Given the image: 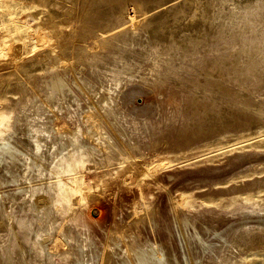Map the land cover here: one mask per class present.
I'll use <instances>...</instances> for the list:
<instances>
[{
    "label": "bare ground",
    "instance_id": "6f19581e",
    "mask_svg": "<svg viewBox=\"0 0 264 264\" xmlns=\"http://www.w3.org/2000/svg\"><path fill=\"white\" fill-rule=\"evenodd\" d=\"M29 1H31V3L33 2L36 7H39L41 9V10H39V12H37L38 13L37 14V18H38L37 25H38V30L41 29L39 27H42L44 29V31H43L44 35L39 36L41 38V40L44 42V44H46L47 42L49 43V46L51 43L57 44L58 48L57 47L56 48L58 50H61V51L63 49V50H65L64 52H66L68 50V48L70 50L71 43H73L74 39H76L77 35L79 34L78 31L77 32L74 31L76 26L74 28H71V25L69 24V21H71V20L67 21L69 15H71L70 17H72V15H74L76 13L75 9L71 8L72 3H68L69 5H67L64 2V0H29ZM170 1L171 0H85L84 1L85 7H82L83 9L78 11L80 14H77V15H79V16L81 15L84 20L90 19V22L88 21V27H87L88 29L87 30H84V29L81 30V31H83V33L80 34V36H79L82 38V41L85 39L84 42L88 48L86 51L87 53L85 51H82V53L85 52L84 55L88 54V52H89L88 50H90V48L94 49V46L95 47L98 46L97 47L98 53H102L104 57L102 56V59H100L98 57L99 54H96V51L94 49L93 52H95V53L90 52L91 56L94 55V56H92L93 58L85 55L86 58L87 57L89 58V60H90V61L88 60L89 63L86 61V59H85V61L87 63H85L82 60L85 64V66L87 64L90 65L87 67L90 68L89 71L92 73V77L94 79L85 75L82 78H80V81H78V83H69L63 76L61 77L60 74L59 75L53 74V75L49 76L51 73H53V72H50L49 75L47 74L48 76L45 73L43 74V75H46L47 78H44V77L39 78L38 77V79H41L39 83L30 84L31 86L28 84L31 89L29 87H26V88H29L32 93L34 92V90L36 91L35 94L33 93L34 95H31L30 92L28 93V90L24 89L23 93L25 94V91H26L28 94V97H26L27 100L25 99L26 102L23 104L24 107H21V108H23V111L21 112L20 117L18 116L19 118H17L15 116L17 118V121H16L17 125H16L15 130L13 129L14 133L13 134L12 133L6 134L7 133L6 132L4 135H2V137H0V167L2 168V171L5 173L3 177L6 178L7 182H15V181H18L19 179L25 178V177L26 178H32L33 175H37V176L41 175L42 176V175H44L45 172L48 174L50 172H52V173L58 172L59 168L63 169V167L65 166L64 164L68 160V158H66L65 151L67 148H70L71 149L70 152H72L70 156L77 163L80 170L78 171L77 174H74L71 176L70 175L66 176L65 180L69 182V185L73 189L74 194L77 193L76 195L79 196V199L77 201L78 206H79L78 209L79 208L81 209L82 206H84L83 204H84L85 200L87 199L86 195L90 191L97 189V188L101 192V193L100 192L99 193H100V195H102V197H101V198H103L102 201L105 202V204H103V205H106V207H107L106 212H108V214L110 216H112L113 218L117 212H121L120 210L117 211V209H118V207L120 208L121 206H123L124 199H126L127 202L129 199L134 201V202H131V203H134L133 205L131 204L132 210L134 212L133 214L135 215V217H133L134 218L133 220H130L129 223L127 222V223L123 224V222L120 223V222L116 221L117 215L115 216L116 220H114L112 218L113 219L112 223L114 224L112 226H115L114 227L115 232L122 235V239H123V238H125V237H123L124 234H126L130 230L131 225L134 228L135 227L137 228L139 224H141L143 221L145 222V219L148 215H151L150 217L153 216L152 218L155 219L154 218L155 214H153L154 213L153 211H155L157 209H155V210L153 209V208H155L153 206H155V203H156L154 198L152 197L153 191L154 190L156 191V189H161V188L165 187V186L162 187L163 185L159 182L160 181L159 180V172L163 169L167 170V169L175 168L172 166V163L167 162L168 160L165 161L164 158H167V159L174 158L177 152H179V154L182 155V157L186 156V157H184V159L189 158L188 156L193 151V148H191V146H190L192 141L197 139L198 138L197 136H201V135L204 136L205 132H209L211 130V128L215 125H221L222 124V125H231L234 127V125L229 124V123H231L232 121H234L236 119L238 121L242 122L243 124H244V122H245V124H246V122L248 123L249 120H250L249 122H252L255 120H257V121L258 120H260V121L264 120V106L258 105L260 101H258V104H257V99L254 97H251L248 94L249 91L251 93H259V95L264 94V0H247V1L241 0L238 2L239 3L238 8L230 6L229 3L232 0H206V2L204 3V9L200 10L203 13H201L199 11V13L202 14L201 18L203 17L202 20H204V21L202 22L203 24L201 26L200 25L197 26L199 28L196 29L197 33L195 35L188 33L189 32L188 27L185 25L186 16L188 14L191 15L193 9L195 8L193 0H178V2H175V3H172L169 5ZM198 4H202V3H198ZM129 5H133V7H134L133 13L134 14H132V16H131V15H129L130 14V12H129V14H128L129 18L126 20L124 18V15H125L126 11L128 12V9H130V8L125 7V8H128L125 10L123 8V6H129ZM198 7H199V5H198ZM122 8L124 9L123 11H125L124 15L123 14L118 15V12L120 10L122 12ZM199 9H200V7H199ZM77 10H79V9H77ZM193 12H196V11H193ZM195 14L196 13H194L193 15L196 17ZM196 18L199 19L200 16H198ZM86 20H85V22H86ZM74 21H76V20H74ZM70 23H72V22H70ZM92 23L95 24V27L93 26L94 25L93 24L92 28L89 29V27H90L89 24H92ZM79 24H80V22H79ZM102 24H105L103 26V28L101 27ZM127 24H129V25H127ZM198 24H199V22H198ZM83 27H84V25L81 28H83ZM81 28H79V29H81ZM36 29H37V27L35 28V30ZM173 29L175 31L177 30L178 33L175 34ZM194 31H195V29H194ZM41 32L42 31L40 30L39 33H41ZM190 32H192V31L190 30ZM136 33H138V35ZM144 34L150 36V43H151V44L142 48L144 55L147 56V55H149L148 52H150V54L152 56L153 55L152 50H154L155 53H158V54H157V57L154 58L153 64H151L150 67L148 68L149 72L147 74H144V76H143L140 73L141 62H139L135 57V55H136L135 46L137 44L138 45L142 44L141 41L143 39L142 36ZM34 36H35V34H34ZM87 37H92V40H88L89 38L87 39ZM35 38H37V36ZM206 38L210 39L211 41L214 40L213 44L215 41L217 42L216 43L217 46L215 44L214 45L217 47L218 53L217 52L215 53L216 54L215 57L209 63L214 64L212 66L216 67V68L214 67L216 70L214 68L213 69L218 72L217 75H220V76L222 75L224 79H226V80L228 79L229 82L231 81L230 84L233 82L234 85L236 84L237 86H239V88L237 90L235 89V92L233 91L234 94L232 96H229L230 99H228L229 98L228 96L226 98V95H228V94L224 93V91H229V90H223V89H225L224 85L222 84V82L217 81L216 79L213 78V77L216 78L218 76H216V74H214L212 72V70L209 69L210 67L209 68L207 67L208 65L205 67H207L209 70H211V73L214 74L213 77H212L213 74L210 75V72H208V70L206 71L207 72L206 76L204 78L202 77L203 78L202 81H201V79L193 77V74L190 73L191 75H189L186 73L187 75H189V76H187V75L186 76L188 78H191L189 80H191V82H192V84H191L192 88L188 87V89L185 90V88L183 87L184 88V90H183V88L180 87V89L182 90L181 92H183V94L181 96L182 99H180L181 97L180 98L178 97L180 100L178 98L177 99L179 101L182 100L183 102L186 99L185 100L186 103L182 102L183 104H186V105H189L190 103H193V104L196 103L195 105H199V106L201 105L200 107H202V113L204 114V117H203L204 123L202 121H200L201 119L198 120L196 117V119L199 122L198 123L192 117V120L196 121L199 127L197 126L198 131L195 129L197 132L192 133V134L190 133L191 135L188 138H186L188 135L186 137H184L186 134L182 133L181 130H180V134L179 135L177 134L176 139H174V140L171 137L173 133L172 134L168 133L170 135V137H169V135L165 136V137H169V140H170L169 144H168V142H166V144H168L167 146L169 149V150L167 149L169 151L167 153L168 154L167 157L165 156L166 153L164 154V149L162 151H159L158 153H155L154 156L153 155L149 156L148 152H146V148L148 146L147 143H146L147 146L145 145L146 148L142 147L140 149H139V147L137 149H135L134 147H132L130 145L128 146L130 148H128L126 145L127 149H124V151H121L122 153L119 151L117 152L116 150H114L110 146L111 145L110 141L112 139V135H111L112 133H111L110 129H112L116 135H117V133H121L123 135L124 134L125 135L130 134V136H131V134H133L134 136L132 135V137L140 138L139 136H137L138 132H136L137 130L139 131V129L137 127L138 123L136 124L135 123L136 121H134V120H132V121H134V122H132L133 123L132 130H130L129 132L124 131V124L126 123L128 118H126L127 116L125 117L123 115V113H122L123 110H121L122 108H120L119 104H115L113 102L115 97L112 98V94H110L111 98L113 99L112 101L110 100L111 98L109 99V95L104 96L102 99L99 96L101 101H103V100L105 102L107 101L108 105H109L107 107L106 103H104L106 107L102 106L103 113H101V115L98 114L99 113L98 108H97L98 113H95L92 111L87 112V113H81V114H83L82 115L83 117L81 116V118H83L84 122H91L90 124H93V126L91 125L92 128L96 129L95 131H90V130H87V131L83 130L82 131V129L77 130L76 127H75L76 130L73 128H70V125L68 124V122H66L67 119L64 121L61 118H55L56 115H53V117L55 116L54 117L55 120L52 119L50 115H49L50 117L45 116V120L41 119L48 111L50 113V111H52V109L54 110V108H60L63 106V104H67V101L73 99L74 90H73L72 84H74V86H76L79 89V91L83 92V94L84 95L86 94V96H87L91 93L95 94L98 92V89L95 86V81H97V80H100L102 84H104V83L110 84L111 83V85L113 84V85H116L117 87L118 86L120 87L122 82H126L127 79L131 80L130 82H132V79L135 77L136 78H144L148 82L154 83L155 86H156V84H158V85L160 84V86H162V87L166 86V81H167V79H170V78L171 79L172 78L178 79L179 83H182V84L186 81L189 82L187 80L188 78L186 79V77L184 76L185 72L180 71V69H184L187 71V68L191 69L193 67V65L196 62H194V64L191 67L190 66L191 64L189 63L188 59L192 57L191 55L194 52H197L199 54L198 51H195V49H196L195 47L197 45L196 43L200 44V42L201 43L206 42L207 41V40H205ZM195 40L197 41L196 43L194 42ZM208 42H209V40H208ZM208 42L206 44H208ZM25 43H26V41L24 42V48H22V50H20L18 52L19 55H22V56L24 54L28 55L27 54V45ZM48 43L46 45H48ZM4 44H6V42L2 39V33H0V52H2L1 46H3ZM193 44L195 45L194 52L189 53L192 51H190L191 49L190 50H188V49ZM43 45H41V46H43ZM74 45H75V42H74ZM82 45H84V44H82ZM203 45H204V43H203ZM72 46H73V44H72ZM44 47H46V46H44ZM76 47H75V49H76ZM110 47H112L113 50ZM81 48H85V47H81ZM54 49H55V47H54ZM6 50H8V49H6ZM43 51H44V48H43ZM46 51H47V49H46ZM56 54H58V52ZM71 54H68V56H71ZM73 54H74V52H73ZM75 54H77V53H75ZM202 54H203V52H202ZM40 55H41V53H40ZM59 55H60V53H59ZM81 55H83V54H81ZM107 55H109V57H105ZM195 56H196V54H195ZM56 57H57V55H56ZM177 57H179V59H180V64L175 65V63L173 62V58H177ZM193 57H194V54H193ZM64 58H66V57L64 56ZM81 58H82V56H81ZM15 59H16V62L20 61L18 58H15ZM32 60H34V59L32 58ZM37 60L38 59H36V61ZM57 60H59V58ZM60 60H61V58H60ZM45 61H46V59H45ZM50 61H51V59H50ZM67 61L70 62L69 59H67ZM63 62H64V60H63ZM75 62L77 63V61H75ZM191 62H193V60H191ZM204 62L207 63V61H204ZM45 63L46 62H44V64ZM57 63H59V61ZM16 64H19V63H16ZM71 65L74 66L73 64H71ZM67 66L69 67L70 65H68V63H67ZM53 68H54L53 66L46 65L45 68H43V70L48 71L49 69L51 70ZM73 68H72V70H73ZM26 69L27 68H25V65H23V64L18 65V70L20 72L28 71ZM195 70H197V68H195L194 71ZM16 71H17V68H16ZM197 71H195L196 76L199 77V75L197 74ZM20 72H19V74H20ZM60 72H62V71H60ZM11 73H13V72H11ZM19 74H17V75H19ZM12 75H15V74L13 73ZM25 75H26V73H25ZM27 75H29V74L27 73ZM13 77H15V76H13ZM79 77H78V79H79ZM74 78H76V77H74ZM200 78H201V75H200ZM35 81H37V79ZM224 82H225V80H224ZM132 83H130V84H132ZM226 83H227V81H226ZM168 84L169 83L167 81V85ZM187 84H190V83H187ZM176 85H178V84H176ZM200 86H201V88H202V86L203 87L207 86L206 87L207 90H204V91L202 90L204 92V94H202L203 96H200L198 94H197L198 96H195L196 93H194L195 92L194 90H196V92H197V90L200 88ZM35 87H37L39 90L38 89L36 90ZM135 87L133 88L134 90H135ZM172 87H174V86H172ZM185 87H186V84H185ZM159 88H161V87H159ZM168 88H170V87H168ZM171 88H170V90H171ZM175 88H174V90H176ZM229 89H230V87H229ZM172 90H173V88H172ZM166 91H167V88L165 89V92ZM221 91H223V95L221 94L222 93ZM131 92L133 94L132 89H131ZM165 92H163V93H165ZM128 93H127V95H128ZM156 93H158V92H156ZM172 93H174V92L172 91ZM135 94H138V93H135ZM169 94H170V91H169ZM169 94L167 92V94H165V95H169ZM130 95H128V96H130ZM180 95H181V93L178 96H180ZM191 95H192V97H191ZM224 95H225V97H223ZM142 96H144V95H142ZM91 97H94V96H91ZM91 97H90V99H92ZM150 97H153V95ZM169 97H170V95H169ZM124 98H126V97L124 96ZM126 100L128 101V99H126ZM115 101H116V99H115ZM129 101H130V99H129ZM131 101H134V100H131ZM136 101H135V103H136ZM170 101H172V100L170 99ZM175 101L179 102L177 100H175ZM175 101L173 100V103H176ZM94 102H95V100H94ZM99 102H98V107H100V103H101V102L100 103ZM149 103H151V102H149ZM179 103H181V102H179ZM179 103H178V105L180 106L181 104H179ZM224 103L228 104V105L231 104L229 106L230 107L234 106L235 111L238 110L239 112L236 111L235 115H233L234 113L232 115H228L227 113L223 112L224 111V109H223ZM123 104H125V102ZM138 104H139V102H138ZM145 104L146 103H144V106H146ZM101 105H103V104H101ZM148 105L149 104L147 103V106ZM203 105H204V107H203ZM122 106L124 108V105H122ZM137 106L135 108H137ZM149 106H148V109H149ZM176 106H175V108H178V110H175V111H180V108L178 106L177 107ZM181 106H183V105H181ZM94 107L95 106H93V108ZM191 107H193V106H191ZM200 107H197V108H200ZM46 108H47V110H46ZM139 108L142 109L141 107H139ZM145 109H147V108H145ZM230 109H232V108H229L228 110H230ZM91 110H93V109H91ZM131 110L134 111L133 109H131ZM147 110H146V112L145 111L144 112L149 113V112H147ZM94 111H96V109ZM138 111H140V110H138ZM142 111H143V109H142ZM183 111H185V110H183ZM240 111H242V112H240ZM84 112H86V111H84ZM144 112H143V114H144ZM181 112H182V110H181ZM133 113L135 114L136 112H133ZM177 113L180 114V112H177ZM191 113L193 115L194 112L191 111ZM249 113H251L250 114L251 116H248ZM54 114H55V112H54ZM129 114H130V112H129ZM175 114L176 113L173 112V116L164 115V117H162V119L160 121L158 119H156V121L158 120L159 123L163 124L164 126L169 125L174 120ZM126 115H127V113H126ZM137 115H139V114L137 113L136 116ZM184 115L187 116V114H184ZM192 115L189 114V116H192ZM72 116H74V115H72ZM145 116H146V114H145ZM180 116H182V115H180ZM195 116H198V115L196 114ZM154 117H151V118L148 117L146 119L149 120V118H150V121H151V119ZM200 117H201V115H200ZM135 119H137V118L135 117ZM183 119H185V118H183ZM14 120H16V119H14ZM72 120H74V119L72 118ZM192 120L190 119V124H191ZM152 121H153V119H152ZM187 121L189 122V120H187ZM153 122H151V123H153ZM182 122L180 123V126L182 125ZM185 122H183V128H184ZM201 122H202V124H201ZM77 123H79L78 120H77ZM105 123L107 125H105ZM83 124H85V123H83ZM108 124L111 125L110 129L108 128L109 130L106 129L107 131H109V134H108V132L105 133V131H106L105 126L107 127ZM177 124H178V121H177ZM197 124H195V125H197ZM252 124H253V122H252ZM13 125H15V124H13ZM79 125H81V124H79ZM155 125L156 124H154L153 126H155ZM163 125H162V127H163ZM71 126H72V124H71ZM185 126L188 127L186 124H185ZM231 126H230V128H231ZM238 126H240V125H238ZM162 127H160V128H162ZM175 127H176V125H175ZM242 127H244V126H242ZM11 128H12V126H10L9 129H11ZM92 128H91V130H92ZM183 128H181V129H183ZM127 129H125V130L127 131ZM163 129H162V131H164ZM168 129L170 130V127H168ZM190 129H192V126ZM190 129L188 131H190ZM224 129L226 130V128H224ZM157 130H159V129H157ZM174 130H176V129H174ZM159 131H158V133H159ZM236 131H237V129H236ZM10 132H12V131H10ZM168 132H170V131H168ZM173 132H175V131H173ZM176 132H178V131L176 130ZM221 133H222V131H221ZM93 134L98 135L99 141H97L96 143H94L95 141L93 139H91V136ZM121 134H120V137H121ZM159 134L162 135V132ZM159 134H157V135H159ZM17 135H21V136H19L17 138V140H15L14 136H17ZM165 135H167V134H165ZM163 136H164V134H163ZM173 136H175V135H173ZM177 136L179 138H177ZM208 136H210V135H208ZM128 137H129V135H128ZM132 137L129 138V140L130 139L132 140ZM155 137L157 138V136H155ZM202 137H200V138H202ZM85 138H88L89 140L91 139L90 140L91 142L90 141L89 142L91 143L92 146L91 145L86 146L87 143H85ZM125 138H126V136H125ZM165 139H167V138H165ZM171 139L173 141H171ZM159 140H156V141H159ZM50 141L54 147V149H53L54 151L50 152V154L48 156L46 154V152L43 150V146L45 144H49ZM118 141H119V139H118ZM122 141H124V140H122ZM132 142H126V143L129 144ZM134 142L137 146V143L139 144L140 141L137 139V143H136V141H134ZM216 142H214V143H216ZM120 143H121V141H120ZM164 143H165V141H164ZM123 145H125V143ZM141 145H143V144H141ZM141 145L139 144L140 147H141ZM117 146H119V142H118ZM151 146H148V147H151ZM201 147H203V146H201ZM96 149H97V151L102 153V156L98 160H96V162H94L93 161L94 159H92V161L94 162L95 165L94 164L91 165L90 163H87V162L91 161V159H89L90 156L95 157L94 153H95ZM133 149H135V150H133ZM147 150H148V148H147ZM150 150H152V149L150 148ZM199 151H201V150H199ZM221 152H223V151H221ZM199 153L200 152H197V154H199ZM192 154H194V153H192ZM206 154H207V152H206ZM202 156H203V154H202ZM208 157H209V155H208ZM47 158L48 159L50 158V160H49L50 162L47 165L48 167H45L44 164H45V161L48 160ZM198 159H200V158H198ZM191 161H192V159H191ZM201 163L206 164L207 161L202 160ZM223 163H222V165H226ZM191 164H193V163H191ZM173 165H175V164H173ZM188 165H190V164H188ZM216 165H218V164H215L213 170H216L215 169ZM103 166L107 167V169L102 170V171L98 170L100 167H103ZM182 166L178 167V168H186V167L188 168V166H186V165H182ZM205 167L208 168V166H205ZM212 167L213 166H211V168ZM92 168H96V169L92 170ZM187 168H186V170H187ZM199 168H202V167H199ZM218 168H217V170H222L221 168H219V169ZM262 169L264 170V167ZM203 170H205V169H203ZM209 170L211 171V169H209ZM67 171H69V169L64 168L63 172H67ZM193 171H194V169H193ZM197 171L198 170H196V173H197ZM207 171H208V169H207ZM170 172H172V171H170ZM189 172H190V170H189ZM162 174H164V173H162ZM165 174H167V173L165 172ZM198 174H199V172H198ZM165 176H167V175H165ZM165 176L162 175L163 178ZM162 177H160V178H162ZM163 180H165V179H163ZM1 181L4 182V180H1ZM211 182L212 181H210V183ZM213 182H214V180H213ZM213 182L211 184H213ZM223 185H224V183L222 184V186ZM218 188H217V190H218ZM208 189H209V187H208ZM42 191H43V195L38 196L37 194L39 192H42ZM24 194H26V197L22 201L18 202L16 205V208H14V210L11 209L12 211H8L7 206L4 205V202L0 201V264H98V261H100L99 253L96 252V249L93 247V245H91L92 243L90 244V243L85 242L86 244L82 245V243H79L75 238L71 242L67 243V239H68L67 237H69V234L71 231V228L68 227L69 226L68 223H69V221L72 220V214H73V213L71 214L69 212L73 208L70 196L66 195V196L62 197V195L60 193V189L57 186L50 184V185H46L44 187L35 188V189H33V188H28V189L20 188V189H18V191L11 193L8 198L11 201L16 202V200H19V198H21V196H23ZM95 194L97 195V193H95ZM35 195L38 198L34 199L33 197ZM162 195L163 194H161V196ZM95 199H97V198H95ZM75 200H76V198H75ZM63 201L65 203L68 202L67 205L65 204L61 208H59L58 203H63ZM93 201H94V199H93ZM90 202H92V201H90ZM57 204H58V206H57ZM158 205H157V207H158ZM159 206H161V204ZM104 210H105V208H104ZM104 210H102V211H104ZM127 213H128V211H127ZM142 213H144V215H142ZM155 213H156V211H155ZM59 214L63 215L61 218L62 221L60 223L58 222V221H60V215ZM108 214L106 213L105 216L109 217ZM127 215L128 214H126V216ZM156 215H158V214H156ZM93 216H94V214H93ZM130 216H131V213H129V217ZM101 217L103 218L104 215H102ZM107 217H106V219H107ZM15 218H17V221ZM120 218H121V216H120ZM14 219L16 222L12 221ZM99 219H100V217H99ZM122 219H124V218L122 217ZM96 220H97V218L95 219V221ZM110 221H111V219H110ZM120 221H121V219H120ZM153 221H155V220H153ZM58 223H59V225H57ZM104 223H107V222H104ZM152 223L155 224V222H152ZM90 224H91V222H90ZM93 224H94V221H93ZM149 224L150 223H148V225H147V223H146L143 226H145V225L149 226ZM105 225L106 224H104L103 226L105 227ZM157 225H156V227H158ZM140 226L141 225H139V227ZM153 226H154V228H156L155 225H153ZM99 227H101V226H99ZM73 228H75V227H72V229ZM114 228L112 227L113 230H114ZM141 230H143V229H141ZM73 232H75V231H73ZM96 232H98V231H96ZM107 232H109V231H107ZM107 232L105 235L106 237H107ZM99 233H101V232L99 231ZM116 233H115V235H116ZM43 234L47 235V238L45 239L47 241H49V239L51 237H53V240L51 243L52 246L50 248L46 244V241L43 238L41 239ZM103 234H105V233H103ZM118 234H117V236H118ZM112 235H114V234H112ZM139 235H140V233H139ZM39 236H41V237H39ZM63 236L66 238V240L63 239L64 238ZM128 236H130V235H128ZM217 236H219V234ZM114 237H116V236H114ZM139 237H141V235ZM109 238H110V236H109ZM219 238H222V236H219ZM227 239L228 238H226V237L224 238L223 244L226 241L228 242L230 240V239L229 240H227ZM69 240H71V239H69ZM111 240H112V244H113V242L115 243V241H113V239H112V236H111ZM128 240H130V238L127 239V241ZM134 240H136V239H134ZM84 241H85V239H84ZM123 241H124V239H123ZM137 241H139V240H137ZM141 241H142V239H141ZM140 242H137L138 245ZM219 242H221V241L219 240ZM107 243H108V241H107ZM105 244H104V248L106 246ZM221 244L222 243H220L219 249H221V250L222 249L223 250L228 249L226 247V245H225V248H222ZM85 245H88V247H89V249L87 251L85 249H83V247ZM134 245H135V243L133 244V246ZM129 246H130V243H129ZM146 246H150V245L149 244L147 245V243H146ZM200 246H201V244H200ZM207 246L209 247V245H207ZM86 247L87 246H85V248ZM111 247L115 248V246H111V244H110V246L108 248H111ZM118 248H119V246H118ZM203 248L205 249V247H203ZM100 249H102V248H100ZM116 249H117V246H116ZM128 249L131 251V249H134V248L132 247L131 249L130 248H128ZM212 249H214V248H212ZM212 249H211V251H212ZM109 250H112V249H109ZM53 251L56 253L59 252V253H61V255H63L60 258V262H56L54 260ZM130 251H128V253ZM202 251H203V249H202ZM217 251L215 250V252H217ZM107 252H109V251H107ZM208 252L209 251H207V253ZM100 253H101V251H100ZM109 253L107 255L110 256ZM130 253L133 254V251ZM140 253H142V252H140ZM124 254L126 255L125 252H124ZM145 254H146V256H145L146 260L143 258H140L141 260L139 261L138 260L139 258L138 259L136 258L137 261L140 262V264H147V263H145V261H147V259L149 261V264H172V262H170L168 260V258L163 255V253L161 254L162 256H159L160 251L156 250L154 248L149 249L148 252H145ZM101 256H102L103 260L101 261V263L99 262L100 264H111L109 262V260H110L109 258H108L109 259L108 260L107 258H105V256L104 257H103V255H101ZM115 256H116V254H115ZM127 256H124V258ZM139 256L140 255H138V257ZM207 256H208V254H206V257ZM55 257H57V256L55 255ZM57 258H59V257H57ZM128 258L129 257H127L126 259L123 260V262H120V263L121 264H129L128 260H127ZM133 259L131 261L132 263H133ZM176 260H177V258H176ZM134 261H135V259H134ZM131 262H130V264H132ZM116 263H117V261H116ZM133 264H136V262H134Z\"/></svg>",
    "mask_w": 264,
    "mask_h": 264
},
{
    "label": "rangeland",
    "instance_id": "374dc122",
    "mask_svg": "<svg viewBox=\"0 0 264 264\" xmlns=\"http://www.w3.org/2000/svg\"><path fill=\"white\" fill-rule=\"evenodd\" d=\"M84 1L85 0H64V2L67 5H69L68 3H72L71 8H74L76 11V13L74 15H72V17H70L71 15H69L67 21L71 20V21H69L71 28H74L76 26L75 30L74 29L73 30L75 32L78 31V33H79L77 35V38L74 39L73 43H71L70 50L68 48V50L66 49L67 51L64 52L65 50H63V49H62V51L57 49L58 48L57 44L51 43L50 46H49L48 42H47L48 45H46L47 43L44 44V42L39 37V36L44 35L43 34L44 29L42 27H39L41 29L38 30V25H37V22H38V18H37L38 13L37 12H39V10H41V9L39 7H36L33 2L31 3V1H29V0H0V33H2V39L6 42V44L1 46L2 52H0V137H2V135H4L6 132H7L6 134H8V133L13 134L14 133V130H15L16 125H17L16 124L17 118L20 117L21 112L23 111V108H21V107H24L23 104L27 100L26 97H28L27 92L25 91V94H24L23 91H24V89L28 90V93L30 92L31 95H34L36 91L34 90V92H33L34 94L31 92V90H30L31 85L30 84L39 83L41 79H38V77L39 78H41V77L47 78V76L50 74V72H53L49 76H51L53 74H58V75L60 74V76L61 77L63 76L69 83H78V81H80V78H82L85 75L90 77V78H93L92 73L89 71L90 68L87 67L90 65L87 64L85 66V64H84V62L89 63V61H90L88 57L87 58L85 57V55L89 56V57L94 56V55L91 56V53H95V52H93L94 49L96 51V54H99L98 57L100 59H102L103 54L98 53V50H97L98 46H96V47L94 46V49L90 48L91 51L88 50L89 51L88 54L84 55V53L87 51L88 48L84 42L85 39L82 41V38L79 36H80V34L83 33V31H81V30H83V29L87 30L88 29L87 28L88 27V21L90 22V19H88V20L85 19L87 22L86 23L81 15H80L81 17L79 15H77V14H80L78 11L82 10L83 9L82 7H85ZM239 1H241V0H232L229 4L231 7L238 8V4H239L238 2ZM245 1H247V0H245ZM175 2H178V0H171L169 5L172 3H175ZM193 2H194V6H195L193 11H196V12L192 11L191 15L188 14L185 18L186 21L185 20L184 21H185V25L188 27V31H189L188 33L195 35L197 33L196 29L199 28L197 26L198 25L201 26L203 24L202 22L204 21V20H202L203 17L201 18L202 14H200L199 11L204 9V3L206 2V0H203V1L202 0H193ZM198 3H202V4H198ZM198 5H199L200 9H199ZM125 7H128L130 9L125 8ZM123 8L125 10L128 9V12L126 11L127 14L125 13V11H123L124 10ZM123 8H122V12H121V10L119 11L120 13L118 12V15H122V14L124 15V13H125L124 18L127 20L129 18L128 17L129 15L132 16V14H134L133 13L134 7H133V5H129V6H123ZM77 9H79V10H77ZM129 12H130V14H129ZM194 13H196L195 14L196 17L200 16V18L199 19L196 18L193 15ZM201 13H203V12H201ZM74 20H76V21H74ZM70 22H72V23H70ZM79 22L81 25L79 24ZM198 22H199V24H198ZM93 24L94 23L89 24V26H90L89 29L92 28ZM129 24H127V25H129ZM79 25L81 27L84 25V27L81 28ZM104 25L105 24H102L101 27L103 28ZM35 26L37 27L36 30H35V28H36ZM93 26L95 27V24ZM79 28H81V29H79ZM189 29L192 32H190ZM194 29H195V31H194ZM40 30L42 31L41 33H39ZM173 31L175 34L178 33L177 30L175 31L173 29ZM33 33L35 34V36ZM136 34L138 35V33H136ZM36 36H37V38H35ZM142 38H143L141 41L142 44H140V45L137 44L135 46V53H136L135 57L139 62H141L140 73H141V75L144 76V74H147L149 72L148 68L150 67L151 64H153L154 58L157 57L158 53H155V51L152 50V53H153L152 56H151L150 52H148L149 55L145 56L142 48L151 44L150 43V36L144 34L142 36ZM87 39L92 40V37H87ZM205 40H207V41L202 42V43L200 42V44L196 43L197 41L195 40L194 42L197 44L196 47L193 44L188 49V50L191 49L190 51H192V52L188 51L189 53H193L194 49L196 48L195 51H198L200 54L199 55L197 52H194L193 53L194 57L192 54L191 56L193 58L191 57L192 59L191 58L188 59L189 63L191 64L190 65L191 67L194 64V62H196L193 65L194 68L193 67L191 69L187 68V71L184 69H180V71L185 72L184 76L186 77V79L188 78L187 76L193 74V77L201 79V81H202V79L207 74L206 71L208 70V72H210V75H212L214 73V74H216V76H218L215 78V77H213L214 74L212 75V77L214 79L222 82V84L225 87V89H223V90H229L230 91V92L224 91V93L228 94V95L225 94L226 98H227V96L228 97L232 96L235 92V89L237 90L239 88V86H237L236 84L234 85L233 82L231 83L232 84L231 85L230 84L231 81L229 82L228 79L227 80L224 79L222 75L221 76L217 75L218 72L215 71L216 67L212 66L214 64L209 63L215 57V55H216L215 53L216 52L218 53L217 47H216L217 42L216 41L214 42V44L216 45L215 46L213 44L214 40L211 41L208 38H206ZM208 40H209V42H208ZM25 41H26L25 44L27 45V54L28 55L24 54L22 56V55H19L18 52L20 50H22V48H24V42ZM74 42H75V45H74ZM207 42H208V44H206ZM203 43H204V45H203ZM72 44H73V46H72ZM82 44H84V45H82ZM41 45H43V46H41ZM44 46H46V47H44ZM54 47H55V49H54ZM75 47H76V49H75ZM81 47H85L86 49L81 48ZM43 48H44V51H43ZM110 48L112 49V47H110ZM6 49H8V50H6ZM46 49H47V51H46ZM82 51H85V52L82 53ZM55 52L56 53L58 52V54H56ZM73 52H74V54H73ZM202 52H203V54H202ZM40 53H41V55H40ZM59 53H60V55H59ZM75 53H77V54H75ZM55 54L57 55V57ZM68 54H71V56H68ZM81 54H83V55H81ZM195 54H196V56H195ZM64 56L66 58H64ZM81 56H82V58H81ZM105 57H109V55H107ZM15 58H18L20 61L16 62ZM32 58L34 60H32ZM56 58L57 59L59 58V60H57ZM60 58H61V60H60ZM36 59H38V60L36 61ZM45 59H46V61H45ZM50 59H51V61L52 60L53 61L51 62ZM67 59H69L70 62H68ZM85 59L87 62L85 61ZM63 60L65 63L63 62ZM191 60H193V62H191ZM58 61H59V63H57ZM75 61H77V63ZM204 61H207L208 64ZM44 62H46V63L44 64ZM173 62L175 63V65L180 64L179 57L173 58ZM16 63H19V64H16ZM67 63H68V65H70L69 67L67 66ZM70 63L73 64L74 66H72ZM22 64L25 65V68H27L26 70H28V71L20 72L18 70V65H22ZM46 65L53 66L54 68L51 70L49 69L48 71H46V70L44 71L43 68H45ZM205 66H207L208 68L210 67L209 69H211L213 73H211V70H209ZM71 67L72 68L74 67L73 70ZM16 68H17V71H16ZM195 68H197V70H198V71L197 70H195V71H197V74L199 75V77L196 76V72L194 71ZM18 71L20 72V74ZM60 71H62V72H60ZM11 72H13L15 75H12L13 73H11ZM25 73H26V75H27V73L29 74V75H27L29 78L25 75ZM44 73L46 75L47 74L48 75L47 76L43 75ZM186 73L189 75H187ZM17 74H19V75H17ZM200 75H201V78H200ZM13 76H15V77H13ZM74 77H76V78H74ZM78 77H79V79H78ZM34 79L35 80L37 79V81H35ZM189 79H191V78L187 79L189 82L186 81L182 84V83H179L178 79H175V78L171 79L170 78V79H167L169 86L167 85V81H166V86H164V87L160 86V84L159 85L156 84V86L158 88L154 85V83H150L144 78H136L135 77L132 79V82L134 81L133 83L130 82L131 80L127 79V81L125 80L126 82H122L120 87L119 86L117 87L116 85H113V84L111 85V83L110 84L109 83L102 84L100 80H97V81H95V86L97 87L98 92L95 94L91 93L87 96H86V94L84 95L83 92L79 91V89L76 86H74V84H72V87L74 90L73 99L67 101V104H63V106L60 108H54V110L52 109L53 112L50 111V113H49V111H48L41 119L45 120V116L48 117L50 115L51 118L54 120H55V118H61L64 121L67 119L66 122H68V124L70 125V128H73L75 130L77 128V130L82 129V131L83 130L95 131L96 129L92 128L93 124H90L91 122H84L83 118H81V116L83 115L81 113H87V112H91V111L98 113V111H99L98 114L101 115V113H103L102 106H105L104 103H106L107 107L109 106L107 101L106 102L104 100L101 101V99L106 95L107 96L109 95V99H110L111 98L110 94H112V98L115 97V99H116V101L114 99L113 102L115 104H119L120 108H122L121 110H123L122 111L123 115L125 117L127 116L126 118H128V120L124 124V131L129 132L130 130H132V127H133L132 122L136 121L135 123L136 124L138 123L137 127L139 129V131L137 130L136 132H138L137 136H139L140 138L135 137L136 138L135 139L134 137H132L133 134H131V136H130V134H128L129 137H128V135L124 134L126 136V138L121 133H117V135H116L115 132H113V130L110 129L111 125L108 124L107 127L105 126V130L110 129L111 133H112L111 134L112 139L110 141V144H111L110 146L114 150H116L117 152L118 151L121 152V151H124V149H127V147L129 145L134 147L135 149H137L138 147H139V149L142 147L146 148L147 145L148 146L152 145L151 147L147 146L149 151L146 148V152H148L149 156H151V155L154 156L155 153H158L159 151H162L164 149V154L166 153L165 156L167 157V155H168L167 153L169 152L167 145L170 142V140H169L170 135L169 134L173 133L171 137L174 140V139H176V135L180 134V130H181L182 133L186 134L184 137H186L188 135L186 137V138H188V137H190V135L192 133H195L198 131L197 130L198 120L201 119L200 121L203 122L204 114L202 113V107H200L201 105L200 106L195 105L196 103H194V104L190 103L189 105L183 104V103H186V101H185L186 99L184 97H183L185 99L184 102L182 100L179 101L180 99H182L181 96L183 94V92H181L182 90L180 89V87L181 88L184 87L185 90L188 89V87L192 88L191 87L192 82ZM224 80H225V82H224ZM19 81L22 84L23 83L24 84L22 85ZM226 81H227V83H226ZM129 82L132 84H130ZM187 83H190V84H187ZM176 84H178V85H176ZM185 84H186V87H185ZM133 86L134 87L136 86L135 87L136 91L133 89L134 88ZM172 86H174V87H172ZM26 87H29L30 89L26 88ZM159 87H161V88H159ZM168 87H170V88L172 87L173 90H172V88L170 90V88H168ZM206 87L207 86H204V87L202 86V88H201V86H200V88L198 89L199 91L197 90V92H196V90H194L195 92L194 91L193 92L196 93L195 96H198V95L203 96L202 95V94H204L203 91L207 90ZM229 87L231 90L229 89ZM35 88H36V90L38 89L37 87H35ZM166 88H167V91L165 92ZM174 88L176 90H174ZM184 88H183V90H184ZM131 89H132L134 95L132 94ZM138 91L144 96H142ZM169 91H170V94H169ZM172 91L174 93H172ZM134 92L138 93L140 96L138 94H135ZM156 92H158V93H156ZM163 92H165V93H163ZM167 92L170 95V97L173 94L174 95L170 98L169 95H165V94H167ZM179 92L181 93L180 96H178L180 94ZM221 92H222L221 94L223 95V91H221ZM127 93H128V95H130V94L131 95L128 96ZM250 93L251 92L249 91L248 94L251 97H254L257 99V104H258V101H260L258 105L264 106L263 105L264 104V94L259 95V93H251V94ZM152 95H153V97H150ZM225 95L223 97H225ZM91 96H94V97H91ZM99 96L101 97V99ZM124 96L126 98H124ZM90 97L93 100L90 99ZM168 97L172 101H170V99ZM173 97L174 98L176 97V98L174 99ZM178 97L179 98L181 97V98L179 99ZM191 97H192V95H191ZM112 98L110 99L111 101L113 100ZM126 99H128V101H129V99H130V101L131 100H134V101L128 102ZM228 99H230V97ZM94 100H95V102H94ZM173 100L174 101L177 100L181 103L176 102V101H175L176 103H173ZM97 101L101 102V103L99 102L100 107H98ZM135 101H136V103H135ZM124 102H125V104H123ZM138 102H139V104H138ZM149 102H151V103H149ZM144 103H146L145 104L146 106H144ZM147 103L150 105V106L148 105L149 109H148ZM178 103L183 105V106L180 105L181 106L180 107L178 105ZM101 104H103V105H101ZM122 105H124V108ZM176 105L180 108V111H175V110H178V108H175ZM190 105L193 107H191ZM229 105H231V104H229ZM229 105L224 103V105H223L224 111L223 112L227 113L228 115H232L233 113H234L233 115H235V112L238 110L235 111L234 106L230 107ZM93 106L96 107V108L94 107L96 109V111H94L95 109L93 108ZM136 106H137V108H135ZM196 106L200 107V108H197ZM139 107H141L143 109V111ZM203 107H204V105H203ZM97 108H98V111H97ZM145 108H147L148 110ZM229 108H232V109L228 110ZM91 109H93V110H91ZM131 109H133L134 111H132ZM137 109L140 111H138ZM46 110H47V108H46ZM146 110L150 114L145 113ZM181 110H182V112H181ZM183 110H185L187 113ZM84 111H86V112H84ZM191 111H193L195 114L193 113V115H192ZM54 112H55V114H54ZM125 112L127 113V115ZM129 112H130V114H129ZM133 112H136V113L134 114ZM143 112H144V114H143ZM173 112L176 113L174 116V120H173L174 122L172 121L173 123L171 122L169 125H165V126L163 124L159 123V121L162 119V117H164V115L173 116ZM177 112H180V114ZM240 112H242V111H240ZM137 113L139 115L136 116ZM145 114H146V116H145ZM184 114H187V116ZM189 114L192 116H189ZM196 114L199 117L201 115V117L199 118L198 116H195ZM250 114L251 113H249L248 116H251ZM53 115H56V117L54 116L55 117L54 118ZM70 115L71 116L74 115V116L71 117ZM180 115H182V116H180ZM135 117L137 119H135ZM148 117H150V118L154 117V118H152L154 122L152 121V119L150 121V118H149V120H147L146 118H148ZM192 117L197 122L192 120ZM196 117L198 120L196 119ZM72 118L74 120H72ZM183 118H185V119H183ZM14 119H16V120H14ZM156 119H158L159 121L158 120L156 121ZM190 119L193 121V122L191 121V124H190ZM77 120L79 123H77ZM132 120H134V121H132ZM181 120L182 121L184 120L183 122L186 121L184 123L185 129L183 128V122ZM187 120H189V122ZM236 120H234L235 122L232 121L231 123H229V124L234 125V127L231 125H222V124L221 125H215L211 128V130L209 132H205L204 136L203 135L197 136L198 138L193 140L194 142L192 141V143L190 145L191 148H193V151L188 156L189 158L184 159V157H186V156L182 157V155H180L179 152L176 153L174 158H169V159L164 158L165 161L168 160L167 162L172 163V166L175 168H171V169H167V170L163 169L164 171L161 170L159 172V180H160L159 182L163 185L162 187H164V186L165 187L161 188V189H156V191L154 190L153 195H152V197L154 198V200L156 202L155 206H153L155 208H153V207L152 208L154 210L157 209V210H155L156 213H155V211H153L154 212L153 214H155V215L158 214V215H156V216L154 215L155 219L152 218L153 216L150 217L151 215H148L145 219V222L143 221L141 224H139V225H141L140 227L138 225L137 228L136 227L134 228L131 225L130 230L126 234H124V236H123L126 238V239L123 238L124 241L122 239V235L115 232V228H114L115 226H112V225H114L112 222H113V219L116 220V218H117L116 221H118L120 223L123 222V224L127 223V222L129 223L130 220H133L134 219L133 217H135V215L133 214L134 212L132 210V205L134 203H131V202H134V201L129 199L127 202V200L124 199L123 206H121L120 208L118 207V209H117V211L120 210L122 213L117 212L116 215L117 216L119 215V216L117 217L115 215L116 218H115V216L113 218L112 216H110L108 214V212H106L107 207H106V205H103V204H105V202L102 201L103 198H101L102 197V195H100L101 192L97 188V189L90 191L89 192L90 194L88 193L89 195L88 194L86 195L87 199L85 200V202L83 204L84 206H82L81 209L80 208L78 209L79 206H78L77 201L79 199V196L76 195L77 193L74 194L73 189L69 185V182L65 180L66 176H69V175L71 176V175L77 174L78 171L80 170L77 163L70 156L72 153V152H70L71 151L70 148H67L65 151L66 158H68V160L64 164L65 166L63 167V169L59 168L58 172H53V173L50 172L49 174L45 172L44 175H42V176L41 175L37 176V175L32 174L33 175L32 178H26L25 177V178L19 179L18 181H15V182H7L6 178L3 177L5 173L2 171V168L0 167V181L4 180V182L3 181L0 182V201L4 202V205L7 206L8 211H12V210H14V208H16L17 203L22 201L26 197V194H24L23 196H21V198H19V200H16V202L11 201L8 198L11 193L18 191V189H20V188H23V189L33 188V189H35V188H41V187H44V186L50 185V184L57 186L60 189V193H61L62 197L66 196V195L70 196L71 201H72L71 203L73 206V208L69 211L71 214L72 213L73 214H72V220L69 221V223H68L69 224L68 227L71 228V231L69 234L70 238L67 237L68 238L67 243L74 240V238L79 243H82V245L86 244L85 242L90 243V244L92 243L91 245H93V247L96 249V252L99 253L100 261H98V264H100L101 261L103 260L101 255H103V257L105 256V258H107V259L109 258L110 260L109 259L108 260L111 264H121L120 262H123V260L126 259L127 257H129L127 259L129 264L134 257H135L134 258L135 261L133 259V263L136 262V264H140V262H139L141 260L140 258H143L146 260L145 252H148V250L151 248L159 250L160 251L159 256H162L161 254L163 253V255L166 256L168 258V260L170 262H172V264H178V263L179 264H264V170L262 169L264 167V123H263L264 120L263 121L258 120L259 122L257 120L252 121L253 124H252V122H249L250 120L248 121V123L246 122V124H245V122L243 124L242 122H240L238 120H237L238 121L237 122ZM177 121H178V124H177ZM180 121L182 122V125H181L182 127L180 126V123H181ZM151 122H153V123H151ZM202 122H201V124H202ZM83 123H85V124H83ZM13 124H15V125H13ZM71 124H72V126H71ZM79 124H81V125H79ZM154 124H156V125L153 126ZM174 124L176 125V127ZM185 124L189 128L186 127ZM195 124H197V125H195ZM105 125H107V124L105 123ZM162 125H163V127H162ZM238 125H240V126H238ZM10 126H12L11 129H9ZM159 126L162 128H160ZM191 126H192V129H190ZM230 126H231V128H230ZM242 126H244V127H242ZM90 127L92 128V130ZM168 127H170V130L168 129ZM238 127L239 128L241 127V128L239 129ZM181 128H183V129H181ZM224 128H226V130ZM235 128L237 129V131ZM125 129H127V131ZM157 129H159L162 132V135L159 134L161 132ZM162 129L164 131H162ZM174 129H176L179 133L176 132V130H174ZM189 129H190V131H188ZM107 130L105 131V133L108 132V134H109V131H107ZM167 130L170 131L171 133L168 132ZM10 131H12V132H10ZM158 131H159V133H158ZM173 131H175V132H173ZM221 131H222V133H221ZM156 133L159 134L160 136L157 135ZM120 134H121V137H120ZM163 134H164V136H163ZM165 134H167V135H165ZM207 134L210 136H208ZM168 135H169V137H165ZM173 135H175V136H173ZM19 136H21V135L14 136V139L17 140V138ZM155 136H157V138L158 137L159 138L157 139ZM131 137H132V140L130 139L131 140L130 141L129 138H131ZM200 137H202V138H200ZM154 138L156 140H159V139L160 140L156 141ZM163 138L164 139L167 138V139L164 140ZM177 138H179V137L177 136ZM91 139H93L95 141L94 143L99 141L97 134L96 135L93 134L91 136ZM118 139H119V141H118ZM137 139L140 141L139 142L140 145L143 144V145H141V147L137 143ZM172 139H171V141H173ZM90 140L88 138H85V143H87L86 146L91 145ZM122 140H124V141H122ZM133 140L136 141L137 146ZM120 141H121V143H120ZM164 141H165V143H164ZM118 142H119V146H117ZM126 142H132V143L127 144ZM166 142H168V144H166ZM214 142H216V143H214ZM124 143H125V145H123ZM146 143H147V145H146ZM126 145H127V147H126ZM201 146H203V147H201ZM128 148H130V147H128ZM150 148L152 150H150ZM53 149H54V147H53L51 141L49 142V144H45L43 146V150L46 152V154L48 156H49L50 152L54 151ZM135 149H133V150H135ZM199 150H201V151H199ZM221 151H223V152H221ZM197 152H200V153L197 154ZM206 152H207V154H206ZM192 153H194V154H192ZM94 154H95V157L90 156L89 159H91V161H89L87 163H90L91 165H93L94 162H96V160H98L102 156V153L97 151V149H96ZM202 154H203V156H202ZM208 155H209V157H208ZM191 156L192 157L194 156V157L192 158ZM198 158H200L201 160ZM92 159H94L93 160L94 162L92 161ZM191 159H192V161L194 159L195 160L192 162ZM49 160H50V158L45 161V164H44L45 167H48L47 165L50 162ZM202 160L207 161V163L206 164L201 163ZM191 163H193V164H191ZM214 163L218 164L215 167L216 170H213L214 166H215ZM222 163L226 164V165H222ZM173 164H175V165H173ZM188 164H190V165H188ZM182 165L188 166V168L186 167L187 170H186V168H178V167H181ZM205 166H208V168ZM211 166H213V167L211 168ZM217 166L219 168H221L222 170H217V168H218ZM199 167H202V168H199ZM64 168H68L69 171L63 172ZM192 168L194 169L195 172L193 171ZM95 169L96 168H92V170H95ZM105 169H107V167L103 166V167H100L98 170L102 171ZM203 169H205L206 171ZM207 169H208V171H207ZM209 169H211V171ZM189 170H190V172H189ZM196 170H198L197 173H196ZM170 171H172V172H170ZM165 172L167 174H165ZM198 172H199V174H198ZM162 173H164V174H162ZM162 175L163 176L167 175L168 177L165 176L166 178L165 177L163 178ZM160 177H162L165 180H163ZM213 180H214V182H213ZM210 181H212L214 185L211 184L212 182L210 183ZM223 183H224V185L222 186ZM208 187H209V189H208ZM217 188H218V190H217ZM39 193L37 194L38 196L43 195V191L39 192ZM95 193H97V195ZM161 194H163V195L161 196ZM33 198L35 199L38 197L35 195ZM75 198H76V200H75ZM92 198L94 199V201ZM95 198H97V199H95ZM90 201H92V202H90ZM63 203H58L59 206H58V204H57V206L59 208H61L63 205H65V204L67 205L68 202L65 203L63 201ZM157 203L159 205L161 204V206H159ZM156 204L158 205V207ZM104 208H105V210H104ZM102 210H104V211H102ZM127 211H128V213H127ZM106 213L108 214L109 217L105 216ZM129 213H131L130 217H129ZM93 214H94V216H93ZM126 214H128L127 215L128 217L126 216ZM59 215H60V221H58V222L60 223L62 221L61 218L63 215H61V214H59ZM102 215H104L103 218L101 217ZM142 215H144V213H142ZM120 216H121V218H120ZM99 217H100V219H99ZM106 217L109 221L106 219ZM122 217L124 219H122ZM94 218L95 219L97 218V220L95 221ZM15 219L17 221V218H15ZM15 219L12 221L16 222ZM110 219H111V221H110ZM120 219H121V221H120ZM153 220H155V221H153ZM93 221H94V224H93ZM90 222H91V224H90ZM104 222H107V223H104ZM152 222H155V224ZM59 223L57 225H59ZM143 223L144 224L147 223V225H148V223H150V224H149V226L145 225L146 226L145 227V226H143L144 225ZM151 223L153 225H155V227L158 224L157 225L158 227L154 228V226ZM104 224H106L105 227L103 226ZM99 226H101V227H99ZM72 227H75V228H73L74 230L72 229ZM112 227L114 228V230L112 229ZM104 228L109 232H107ZM141 229H143V230H141ZM72 230L75 232H73ZM96 231H98V232H96ZM99 231L101 233H99ZM106 232H107V237L105 236ZM103 233H105V234H103ZM115 233H116V235H115ZM139 233H140L141 237H139L140 236ZM112 234H114V235H112ZM117 234L119 237L117 236ZM218 234H219V236H222V238H219V236H217ZM128 235H130V236H128ZM109 236H110V238H109ZM111 236H112L113 241H115V243L113 242V244H112ZM114 236H116V237H114ZM39 237H41V236H39ZM225 237L228 238L227 240H229V239L230 240L228 242L226 241L223 244ZM42 238L45 240L47 238V235L43 234L41 239ZM129 238H130V240L127 241V239H129ZM63 239L66 240L65 237ZM69 239H71V240H69ZM84 239H85V241H84ZM134 239H136V240H134ZM141 239H142V241H141ZM52 240H53V237H51L49 239V241L45 240L46 244L48 245L49 248L52 246V244H51ZM137 240H139V241H137ZM219 240L221 242H219ZM107 241H108V243H107ZM137 242H140L141 244L139 243V245H138ZM129 243H130V246H129ZM132 243L133 244L135 243V245L133 246ZM146 243H147V245L149 244L150 246H146ZM220 243H222L221 244L222 248H225V245H226V247L228 249L227 250L226 249L225 250L219 249ZM104 244L106 245L105 248H104ZM110 244H111V246H115V248L114 247L108 248L110 246ZM200 244H201V246H200ZM88 245H85V246L88 247ZM207 245H209V247ZM85 246L83 247V249H85L87 251L89 249V247L88 248L86 247L87 248L86 249ZM116 246H117V249H116ZM118 246H119V248H118ZM132 247L134 249H131ZM203 247H205V249ZM100 248H102V249H100ZM128 248H130L131 251ZM212 248H214V249H212ZM109 249H112V250H109ZM202 249H203V251H202ZM211 249H212V251H211ZM127 250L130 252L133 251V254H131L130 252H129L130 253L129 254ZM215 250L216 251L218 250V251L215 252ZM100 251H101V253H100ZM107 251H109L110 253ZM207 251H209V252L207 253ZM124 252L126 253V255L124 254ZM140 252H142V253H140ZM55 253L56 252L53 251L54 260L56 262H60V258L63 255H61V253H59V252H57L56 254ZM108 253L110 254V256L107 255ZM115 254H116V256H115ZM206 254H208V256H207L208 258L206 257ZM55 255L59 258L55 257ZM138 255H140V256L138 257ZM124 256H127V257L124 258ZM136 258L137 259L139 258L138 259L139 261H137ZM176 258L178 261L176 260ZM116 261H117V263H116ZM145 263L149 264L148 259H147V261H145Z\"/></svg>",
    "mask_w": 264,
    "mask_h": 264
}]
</instances>
